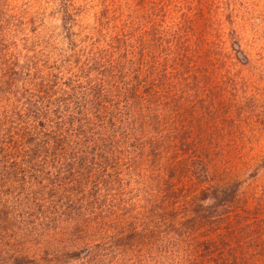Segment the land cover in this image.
<instances>
[{
  "label": "trees",
  "instance_id": "obj_1",
  "mask_svg": "<svg viewBox=\"0 0 264 264\" xmlns=\"http://www.w3.org/2000/svg\"><path fill=\"white\" fill-rule=\"evenodd\" d=\"M86 1L0 0V264H264V182L205 134L245 107L235 3Z\"/></svg>",
  "mask_w": 264,
  "mask_h": 264
},
{
  "label": "rangeland",
  "instance_id": "obj_2",
  "mask_svg": "<svg viewBox=\"0 0 264 264\" xmlns=\"http://www.w3.org/2000/svg\"><path fill=\"white\" fill-rule=\"evenodd\" d=\"M27 1L35 3L41 17L57 22L60 5L66 0ZM75 1L80 5V10L93 13V5L87 10L82 9L86 0ZM223 1L230 5L234 2L236 5L233 19L239 25V38L250 58L247 66L238 63L244 77L234 79L232 85L228 83L230 88L226 95L229 99L241 97L245 101V107L244 110L227 112L230 119L218 126L208 127L205 134L211 136V144L223 147L227 166L223 165L231 171L227 175H232L237 169V175L244 181L249 193L264 182V0ZM225 39L229 47L228 36ZM236 82L239 90L234 88Z\"/></svg>",
  "mask_w": 264,
  "mask_h": 264
}]
</instances>
